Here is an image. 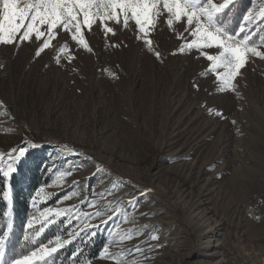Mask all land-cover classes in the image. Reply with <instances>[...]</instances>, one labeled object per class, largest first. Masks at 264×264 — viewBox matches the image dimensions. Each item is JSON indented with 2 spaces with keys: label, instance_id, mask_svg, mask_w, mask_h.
<instances>
[{
  "label": "rangeland",
  "instance_id": "1",
  "mask_svg": "<svg viewBox=\"0 0 264 264\" xmlns=\"http://www.w3.org/2000/svg\"><path fill=\"white\" fill-rule=\"evenodd\" d=\"M218 16L264 54V0ZM167 18L147 36L97 20L87 47L58 28L38 56L46 37L0 43L4 196L11 173L39 165L14 254L0 230V264H264V58L248 53L229 87L202 55L219 50L187 49L195 25Z\"/></svg>",
  "mask_w": 264,
  "mask_h": 264
},
{
  "label": "snow or ice",
  "instance_id": "2",
  "mask_svg": "<svg viewBox=\"0 0 264 264\" xmlns=\"http://www.w3.org/2000/svg\"><path fill=\"white\" fill-rule=\"evenodd\" d=\"M229 2L225 0L217 5L213 0H0V43L13 44L17 35L22 42L30 41L33 35L37 40L46 37L36 52L38 56L49 47L56 35L55 30L59 28L70 32L72 40L87 47L83 28L90 30L99 20L106 33L114 34L113 29L107 27V22L120 23L121 18L125 27L133 21L137 32L147 36L165 11L168 14L166 24L170 28L174 21L180 22L184 18L188 26L195 25L189 32L194 40L186 44L187 49L215 47L219 50L218 54L202 52V55L212 62V70L219 67L226 69L223 75H218V79L231 87L232 80L245 65L248 53L262 58L264 54L255 46H249L247 34L241 38L220 26L218 14L228 7ZM42 26H47L46 32L41 30ZM240 31L244 32V28L241 27ZM144 42L151 50V40L145 39ZM66 47L65 44L60 51L63 52ZM180 51H185V47L182 46ZM156 55L159 58V53ZM2 248L3 240H0V256L3 255ZM104 251L107 253V248ZM36 255V251L31 253L32 257ZM14 264H30V258L17 259Z\"/></svg>",
  "mask_w": 264,
  "mask_h": 264
},
{
  "label": "trees",
  "instance_id": "3",
  "mask_svg": "<svg viewBox=\"0 0 264 264\" xmlns=\"http://www.w3.org/2000/svg\"><path fill=\"white\" fill-rule=\"evenodd\" d=\"M261 25L264 26V23ZM38 168V164H28L27 167H20L18 173H11L7 178L10 191L8 197L4 196L6 179L2 177L0 179V230H2V234L8 233L5 237L6 243L10 239H14L9 249L6 250V254H14L17 240L20 238L21 230L26 224L29 215L28 197L39 184ZM8 235L10 236L8 237ZM102 247L103 240L96 239L86 245L81 253L85 252V259L90 260L98 255ZM60 252L61 250L55 252V256L61 257ZM67 252L71 254L72 251Z\"/></svg>",
  "mask_w": 264,
  "mask_h": 264
},
{
  "label": "bare ground",
  "instance_id": "4",
  "mask_svg": "<svg viewBox=\"0 0 264 264\" xmlns=\"http://www.w3.org/2000/svg\"><path fill=\"white\" fill-rule=\"evenodd\" d=\"M214 241H216V240H214Z\"/></svg>",
  "mask_w": 264,
  "mask_h": 264
}]
</instances>
